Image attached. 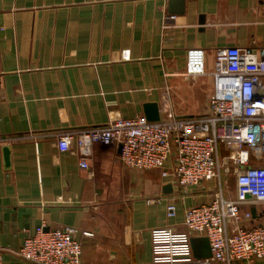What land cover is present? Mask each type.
<instances>
[{"label": "crops", "instance_id": "crops-1", "mask_svg": "<svg viewBox=\"0 0 264 264\" xmlns=\"http://www.w3.org/2000/svg\"><path fill=\"white\" fill-rule=\"evenodd\" d=\"M230 47H264V0H0V264H32L14 252L42 224L78 231L80 264H152L151 230L185 231L209 184L164 193L117 145L94 143L84 170L55 143L152 105L160 119L208 113L215 50Z\"/></svg>", "mask_w": 264, "mask_h": 264}, {"label": "built area", "instance_id": "built-area-1", "mask_svg": "<svg viewBox=\"0 0 264 264\" xmlns=\"http://www.w3.org/2000/svg\"><path fill=\"white\" fill-rule=\"evenodd\" d=\"M211 78L204 115L177 117L167 109L157 121L109 116L105 124L65 132L55 143L59 152L77 156L84 170L94 143L121 146L123 166L160 171L181 196L209 184L203 192L211 193L210 199L184 211L185 231L151 230L152 264H256L264 258V226L253 225L249 209L260 206L264 221V166L253 165L264 162V47L215 50ZM227 176H234L233 198L225 195ZM175 215L176 206L169 201L166 216ZM77 232L42 224L14 254L32 264H80ZM191 238L207 239L209 258L193 256Z\"/></svg>", "mask_w": 264, "mask_h": 264}, {"label": "water", "instance_id": "water-1", "mask_svg": "<svg viewBox=\"0 0 264 264\" xmlns=\"http://www.w3.org/2000/svg\"><path fill=\"white\" fill-rule=\"evenodd\" d=\"M145 118L148 121L159 120V115H158V110H157L156 105L148 106L146 108ZM118 150L120 152L121 146L118 147ZM163 190H164V193H171L172 192L171 184L165 185ZM246 198H249V196H246ZM252 214H253V217L255 218V213L252 212ZM190 243H191L193 256L196 259H205V258L210 257V248H209V244L206 238H191Z\"/></svg>", "mask_w": 264, "mask_h": 264}, {"label": "rangeland", "instance_id": "rangeland-1", "mask_svg": "<svg viewBox=\"0 0 264 264\" xmlns=\"http://www.w3.org/2000/svg\"><path fill=\"white\" fill-rule=\"evenodd\" d=\"M225 195L229 198L234 196V176H227L224 179Z\"/></svg>", "mask_w": 264, "mask_h": 264}]
</instances>
